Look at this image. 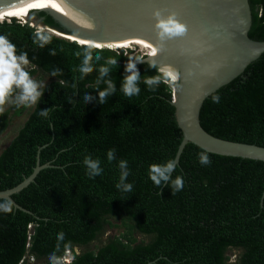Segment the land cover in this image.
Returning <instances> with one entry per match:
<instances>
[{
  "label": "trees",
  "instance_id": "1",
  "mask_svg": "<svg viewBox=\"0 0 264 264\" xmlns=\"http://www.w3.org/2000/svg\"><path fill=\"white\" fill-rule=\"evenodd\" d=\"M248 2V36L264 41V0ZM33 16L59 27L44 12ZM37 30L16 18L0 22V35L16 45L17 54L27 53L31 77L40 72L49 78L41 100L0 152V191L28 177L38 155L41 165H50L12 196L27 211L13 207L11 213L0 212V264H37L52 254L63 255L64 244L73 254L70 264H232L228 251L236 252L233 264H264V162L207 153L211 163L201 165L198 153L203 150L189 143L171 174L183 177V189L172 195L167 184L158 188L149 179V166L174 160L182 139L171 104L177 82L163 79L152 63L139 62L141 91L126 97L120 91L125 66L129 58L142 57L123 55L119 47L92 48L94 56L102 57L93 60L94 69L117 60L110 66L117 90L100 105L97 92L106 85H96L98 71L79 79L83 57L75 53L90 46L43 30L51 41L41 48L33 42ZM56 69L62 74L52 76ZM157 75L162 77L158 85L144 83ZM86 93L97 99L86 104ZM213 96H219L218 103ZM24 108L11 105L0 113V136ZM50 108L47 117L39 114ZM200 124L217 138L264 147V53L204 101ZM109 149L116 150L111 162ZM85 156L100 160L102 175H86ZM120 160L128 163L131 193L116 188ZM114 219L123 232L77 254L75 248L96 240ZM61 232L64 240L57 250Z\"/></svg>",
  "mask_w": 264,
  "mask_h": 264
},
{
  "label": "water",
  "instance_id": "2",
  "mask_svg": "<svg viewBox=\"0 0 264 264\" xmlns=\"http://www.w3.org/2000/svg\"><path fill=\"white\" fill-rule=\"evenodd\" d=\"M52 1L68 7L74 14H60L47 8H26L23 9L28 13L26 18L46 30L102 44L111 45L109 43L122 39L150 41L158 51L155 55H144L141 62L152 63L161 73L160 68L171 69L177 74L178 86L171 104L182 139L174 157L176 165L189 143L206 153L264 162V147L217 138L200 124L204 101L242 74L264 53V41L248 36L252 23L248 0ZM157 10L163 17L175 13L177 20L187 27L185 35L162 44L154 27L156 20L153 13ZM39 12L50 15L59 27L44 25L42 17L34 18L33 15ZM49 166L41 165L38 155L32 173L14 188L0 191V199L10 201L14 209L27 211L12 196L32 183L38 173Z\"/></svg>",
  "mask_w": 264,
  "mask_h": 264
},
{
  "label": "clouds",
  "instance_id": "3",
  "mask_svg": "<svg viewBox=\"0 0 264 264\" xmlns=\"http://www.w3.org/2000/svg\"><path fill=\"white\" fill-rule=\"evenodd\" d=\"M156 23L154 25L157 39L163 42L166 40H171L177 37H182L187 31L186 25L180 23L175 13L169 14L167 17H163L161 11L157 10L153 13ZM15 18V17H13ZM12 19V18H10ZM19 20V18H16ZM22 20V19H20ZM51 37L46 35L43 30H37L33 37V42L38 44L39 47L43 48L45 45L50 43ZM80 45V44H79ZM101 45L96 44L84 51L77 52L75 55L77 57L82 56V62L78 69L80 76L79 79H84L88 74L92 73L94 70L93 60L96 62L101 60L100 54H93L92 48H100ZM131 48H128V50ZM158 49H152V55H155ZM51 55H55V50L50 51ZM142 58L144 57L141 56ZM143 60L132 58L128 59L125 66V75L120 84V91L126 96L131 98L132 96L138 95L141 91L139 85L141 75L137 69V63ZM30 64L28 55L26 52H21L17 54V47L12 41L5 35H0V113L5 111L6 105H14L19 108L21 106L25 108L37 105L41 100L45 92L46 85L43 82L33 79L30 73L26 70L27 66ZM116 59H109L98 68V76L96 78V85L99 86L104 83L106 87L102 91H98L97 103L102 105L107 102L108 97L112 96L116 92V85L110 78L111 68L110 66H116ZM163 79H167L171 82H176L177 74L171 69L161 70ZM59 69L54 70L51 75L57 76L61 75ZM162 80L160 75L155 77H146L144 83L150 88L152 86L158 85ZM63 83V82H61ZM97 98L91 94L86 93L83 100L86 104L92 103ZM213 102H219V96H213ZM52 111V108L46 110H40L39 114L43 117H47ZM116 150L109 149L107 152V159L109 162L115 160ZM198 160L201 165H209L211 163L209 156L206 152L198 153ZM83 164L86 168V175L90 179H95L96 177L103 174V168L101 167V162L99 159H93L91 156H85L83 159ZM120 170L119 182L116 184V188L122 192L131 193L133 191V184L128 183L127 178L130 175V170L128 169V163L126 160H120L118 164ZM176 164L173 159H169L165 164H152L149 166L148 175L149 179L158 188L163 187L167 184L172 195L175 192H179L184 187V180L182 176L177 175L175 178L172 177V173L175 171ZM13 210V204L10 201L0 202V212L11 213ZM32 230V226L29 227ZM64 240V233L61 232L57 235V250L60 248V242ZM66 250L65 255L52 254L49 256V264H65L66 260L71 259L68 255V250L70 249L69 244H64ZM78 254V253H77ZM31 263H35L34 257H28Z\"/></svg>",
  "mask_w": 264,
  "mask_h": 264
},
{
  "label": "rangeland",
  "instance_id": "4",
  "mask_svg": "<svg viewBox=\"0 0 264 264\" xmlns=\"http://www.w3.org/2000/svg\"><path fill=\"white\" fill-rule=\"evenodd\" d=\"M10 17H3L1 19L0 22L6 21L9 22L11 19L10 18H19V21L21 23H29L30 25H32L33 27H35V29L38 30H44V31H49L46 30L44 27H41L40 25H36V22L30 21L28 18L25 17V15L23 14H17V13H12L9 15ZM22 19V20H20ZM33 22V23H32ZM109 48L113 49V50H117L118 47L117 46H108ZM128 48H131L128 50ZM123 55H136L138 54L140 57L145 55L144 51L142 48L137 47L136 45H132L129 44L127 48H123ZM30 67L27 66V69H29ZM33 79L43 82L44 84H46L49 81V78L45 75H43L40 72H37L33 77ZM11 105H6L5 109L10 108ZM22 107V106H21ZM32 107L29 108H24V110L19 114V116L13 117L12 122L9 126V128L6 130V132L4 134H2V136H0V152L9 144V142L11 141V139L17 134V131L19 130V128L21 127V125L23 124V122L25 121V119L28 116V113L30 112ZM111 222L113 223L112 226H107L105 227L104 231L102 232V234H100L96 240L92 241L91 243L85 245V246H81V247H77L75 248V251L77 253H80L83 250H95L96 247L98 245H102L103 243H105L109 238L118 235L119 233L124 231V228L119 225L120 222L118 220H111ZM142 237H140L141 239ZM228 256H230V261L229 263H234L235 261V256H236V252H231L228 251ZM47 260H49L48 258H43L40 259L39 261H36L37 264H44Z\"/></svg>",
  "mask_w": 264,
  "mask_h": 264
},
{
  "label": "bare ground",
  "instance_id": "5",
  "mask_svg": "<svg viewBox=\"0 0 264 264\" xmlns=\"http://www.w3.org/2000/svg\"><path fill=\"white\" fill-rule=\"evenodd\" d=\"M16 2V3H15ZM0 21L3 17H10L9 15L12 13L17 14H23L25 17L28 16V13L23 11V9L26 8H34V9H41V8H47L52 11L58 12L60 14H65L67 12L74 14V11L69 9L68 7L59 4L52 0H0ZM33 23V22H32ZM34 25V24H32ZM51 34L65 38L70 41H77L80 45H96L99 44L101 46L108 45V44H102L98 41H91V40H85V39H79L75 37H71L68 35H64L62 33H58L54 30H49ZM111 45L108 46H117L119 48H127L129 44L136 45L137 47H140L143 49L146 56L152 55V49L154 48V44L150 41L145 40H134V39H122L115 41L114 43H109ZM160 70H162L160 68Z\"/></svg>",
  "mask_w": 264,
  "mask_h": 264
},
{
  "label": "built area",
  "instance_id": "6",
  "mask_svg": "<svg viewBox=\"0 0 264 264\" xmlns=\"http://www.w3.org/2000/svg\"><path fill=\"white\" fill-rule=\"evenodd\" d=\"M172 89H173V91L175 90L174 87H172ZM173 95H174V93H173ZM65 254H66V251L63 255H65ZM67 254L71 256V259L66 260L65 264H70L72 259H73V254H72L71 250H68Z\"/></svg>",
  "mask_w": 264,
  "mask_h": 264
}]
</instances>
